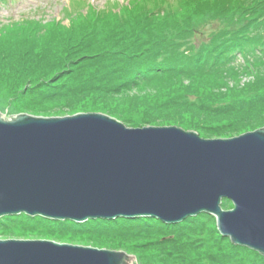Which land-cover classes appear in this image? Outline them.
<instances>
[{"label": "trees", "instance_id": "trees-1", "mask_svg": "<svg viewBox=\"0 0 264 264\" xmlns=\"http://www.w3.org/2000/svg\"><path fill=\"white\" fill-rule=\"evenodd\" d=\"M13 1L0 0V6ZM132 3L87 12L72 26L28 18L3 23L0 87L7 85L9 97L0 95V105L3 98L61 101L130 127L178 124L202 136L264 127V72L239 89L221 82L223 92L217 78L236 73L240 57H264V0ZM217 20L218 29L205 33V22ZM147 88L153 89L137 93ZM222 206L232 203L224 199ZM0 232L94 241L134 254L137 264H264V255L222 235L206 212L178 223L146 216L75 222L21 213L0 217Z\"/></svg>", "mask_w": 264, "mask_h": 264}, {"label": "water", "instance_id": "water-1", "mask_svg": "<svg viewBox=\"0 0 264 264\" xmlns=\"http://www.w3.org/2000/svg\"><path fill=\"white\" fill-rule=\"evenodd\" d=\"M0 110V217L178 223L206 212L222 235L264 255V127L202 136L178 124L130 127L102 112ZM0 264L137 258L93 243L0 237Z\"/></svg>", "mask_w": 264, "mask_h": 264}, {"label": "rangeland", "instance_id": "rangeland-1", "mask_svg": "<svg viewBox=\"0 0 264 264\" xmlns=\"http://www.w3.org/2000/svg\"><path fill=\"white\" fill-rule=\"evenodd\" d=\"M137 0H14L12 3H8L5 6H0V26L3 23H10V21H21L22 19L28 18L33 20H40L43 24H47L51 21H58L62 25L72 26L73 24H77L80 22L85 16L87 12H91L93 10H101L104 8H113L114 11H119L122 6L135 4ZM175 0H171L174 2ZM120 7V8H119ZM91 14V13H90ZM218 20L212 22H205L204 31L205 33H210V31L217 30ZM4 27V26H3ZM200 40V38H199ZM250 70L253 72L250 73ZM235 71L231 77L218 78V83L221 85L218 90L226 91V87H222L221 82H226L227 86L234 87L239 89L243 87L246 82H249L253 79L254 73L264 72V57L261 54H257L255 56H250L248 58L240 57L238 61L235 63ZM240 71V72H238ZM257 73V74H258ZM185 84L187 81L184 82ZM8 87L4 84L0 87L1 96L9 97ZM153 88H147L145 90H139L137 93L145 94L150 93ZM135 93V92H134ZM13 97L16 95L13 94ZM17 98V97H16ZM88 98L81 97L77 102H86ZM75 103V104H76ZM1 105L4 113L6 114H19L22 113L21 110L25 108H29L26 111H37V112H49V113H62V114H75L82 111L76 105H65L61 101L42 103L35 102L32 100H17L10 98L1 99ZM16 108V109H11ZM72 110H76L71 112ZM11 111V112H8ZM25 111V110H24ZM151 125V124H147ZM250 130V129H249ZM230 134L231 130H226ZM247 130H242L237 133L231 134H239ZM211 134H217L216 130H210ZM0 237H9V238H29V239H52L58 240L52 237L45 236L39 233H22V232H0ZM83 239L77 238L74 242H84V243H94V241H82Z\"/></svg>", "mask_w": 264, "mask_h": 264}]
</instances>
